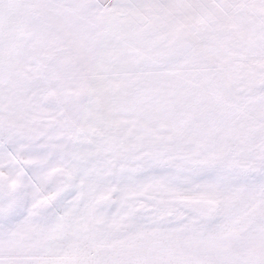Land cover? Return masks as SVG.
Returning <instances> with one entry per match:
<instances>
[{"label":"snow or ice","instance_id":"obj_1","mask_svg":"<svg viewBox=\"0 0 264 264\" xmlns=\"http://www.w3.org/2000/svg\"><path fill=\"white\" fill-rule=\"evenodd\" d=\"M0 264H264V0H0Z\"/></svg>","mask_w":264,"mask_h":264}]
</instances>
